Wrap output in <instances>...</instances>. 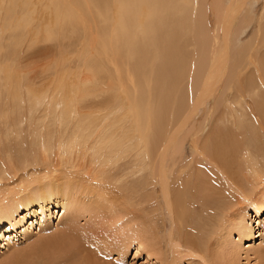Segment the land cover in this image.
<instances>
[{
    "label": "bare ground",
    "instance_id": "1",
    "mask_svg": "<svg viewBox=\"0 0 264 264\" xmlns=\"http://www.w3.org/2000/svg\"><path fill=\"white\" fill-rule=\"evenodd\" d=\"M235 1L47 0L50 20L43 26L30 0H0V149L16 151L21 144L35 161L33 148L46 153L56 148L64 155L55 153L51 162L45 154L42 169L31 175L26 170L34 182L21 179L18 185L12 171L0 172V239L6 250L29 237L34 227L29 219L36 214H43L41 226L47 224L45 210L59 209L65 224L59 235L44 233L39 245L32 243L4 264H122L133 243L160 264H179L184 253L207 264H240V239L263 236L248 218L251 208L264 213V61L259 66L254 59L264 48L259 39L264 11L252 10L240 27V16L260 0H243L239 8ZM142 4L150 9L143 24ZM208 11L217 33L213 29V40L206 41V53L201 34ZM252 23L253 47L237 37ZM38 39L48 45L40 47ZM74 44L82 61L77 70L65 67L72 94L62 88L39 96L37 87L49 78L39 75L54 73V79L63 70L58 68L71 66ZM194 44L198 49L190 52ZM45 54L49 60L41 61ZM22 57L32 61L22 66ZM231 74L239 83L234 94L239 103L229 99L231 84L206 114L204 122L211 118L215 126L209 131L193 125L202 140L194 139V158L188 161L186 127L202 108L207 111L217 84ZM252 74L256 84L247 86ZM249 97L255 104H248ZM98 103L114 106L100 113ZM87 151L90 166L70 163L69 155ZM82 218L89 222L81 224ZM235 233L237 242L231 241ZM256 249L264 254V248Z\"/></svg>",
    "mask_w": 264,
    "mask_h": 264
},
{
    "label": "rangeland",
    "instance_id": "2",
    "mask_svg": "<svg viewBox=\"0 0 264 264\" xmlns=\"http://www.w3.org/2000/svg\"><path fill=\"white\" fill-rule=\"evenodd\" d=\"M30 1H31L30 7L33 10V15L35 16V19L36 20H39V22L41 24H43V26H45L49 22V20H50V14H49L50 9H49V6L47 4V0H30ZM208 1L211 2V0H208ZM242 1L243 0H236L235 1V4L238 3V8H239V4H241ZM262 3H263V0H260V2H259L260 5L257 4L254 8L248 9V10H246V11L243 12V14L240 16V23H241L240 27H242L243 20L248 15H250V13H251L252 10L255 11V14H257V13L260 14V15L262 14V11H264V9H261L262 8L261 6L263 5ZM208 7H209V5H208ZM149 12H150V9L147 6V4H142L141 7H140V13L141 14H140V17H139V21L141 22V24H143L145 22V20H147L148 13ZM207 14L208 15L206 16L207 17L206 18V24L203 23L204 26L206 25L205 33H202L201 34L202 35V39H204V48H205L204 50L206 51V53L209 51V48H210V45H208L206 41L207 40H211V41L213 40V38L211 36L213 29H215V31L217 33V28H216L217 21H216V18L214 16V14L211 11H208ZM237 26L238 27L235 28L236 31H238V29H239V24H237ZM43 31L45 32V30H43ZM256 31H257L256 24L255 23H252L249 26V28H247V31L244 34L239 35L237 37L239 38V41H242V44H248V45H251L253 47V45L255 44ZM40 34H41V32L39 33V35ZM190 38H192V37H189V38H185L184 37L183 41L191 40ZM196 38H197V34H196L195 39ZM259 39L264 40V30H262V36ZM36 41H38V45L40 47H46L48 45V42H45L44 40L38 39ZM262 45L263 44H261L260 46H262ZM62 47L64 49V52H67L68 48L66 46H64V45ZM65 48H66V50H65ZM188 49H189L190 52H193L195 49H198V44L189 45L188 46ZM70 50L73 52L72 65L70 66V63H67L64 67L58 68V70H60V69L63 68V70H60L59 71V76H56L54 79H51L53 77V74L54 73H51L50 74L49 72H47V73L46 72H43L42 74L39 75L41 78H45V75L49 76V78H47V79H42L41 86L37 87L38 88L37 90H38V95L39 96H41L40 94H42V93H43L42 95H44L45 93H48V92H52V94L55 93V92L56 93L57 92H60V90L62 88L64 90L66 88L72 94L73 91H72L71 88L73 87L74 83L71 81L72 80L71 79L72 76L69 74V72H68L69 70L66 69L65 67H72V70L74 68L77 70V66L81 64L82 58L79 56V53L77 52V46L75 44L70 47ZM54 52H55V50H53L52 54H54ZM5 54H6V50H5ZM70 54H72V53H70ZM48 55L49 54H45V55L40 56V60L41 61H44L45 58ZM232 55H233V58L236 59L237 61L241 57V56H239L240 55V52L239 51H237V52L235 51L234 54H232ZM261 58H263V61H264V48L263 47H262V50L260 51V53L254 58L257 61V63H258L259 66H260V60H261ZM26 59L27 58L22 57V60H23V65L22 66L28 65L32 61V60L31 61L28 60L26 62ZM47 60H49V57L45 61H47ZM14 68H17V67H14ZM254 68L255 67L252 65L251 68H249L245 73L248 74V75L251 74V72H252V70ZM17 70H19V69H17ZM58 70L56 72H58ZM234 74H236V72ZM22 75H23L22 72L18 73L16 75V79L18 80L19 76H22ZM232 76H233V74H231V76L230 75L229 76L226 75L225 78L223 77V79H221V81L216 86V87H218V89L216 88L217 90H216L215 94L212 95V98H210V99H208L206 101V103H207V109L206 110L207 111H204L205 109L202 108L201 111H199V113L197 114V117L195 118V121L191 123L192 125L190 124V125H188L186 127V134H185V136H187V140L185 142V146H184V149L185 150H184V152L189 157L188 161H190L191 159L194 158V153H195V150H196L195 149V144H194V143H196V141L194 139L197 138V137H200V141L202 140V137L200 136V135H202L201 132H199L197 128L194 129L193 128V125L195 124V127H198V128H200V125L205 126V127H207V130L209 129V131H210V129H212L215 126L214 123L211 122L212 121L211 118L209 119V121H208V118H207V121L204 122L205 117H206V114H207V116H209L210 113L212 112V107L215 104H216L215 106H218L220 104V102L222 100V97L224 98V94L227 93V92L225 93L224 90L226 89V91H227V88L229 86H231V84H232L233 87L231 88V94L229 96V99L232 100V101H234L235 103H239L238 100H234V94H236V88L235 87L239 83L238 84L235 83L234 76L233 77ZM226 77H228L227 78L228 81L225 80ZM229 78H232L234 80V81L233 80H230V85L228 84L229 83ZM26 80L28 82H30L29 79H26ZM231 81H233L235 84L232 83ZM47 84H48V87H46ZM255 84H256L255 83V77H254V74H252V76L250 77V81H248V83L246 85L247 86H253ZM62 85L64 87H61ZM245 90H247V89H245ZM61 92L62 93H65L64 91H61ZM220 94H221L222 97H220ZM104 97H106V96H104ZM99 98L101 99L102 96H100ZM248 104H255L254 100L251 97L248 98ZM113 106L114 105H112L111 107H107V104L106 103L99 104L98 110H99L100 113H103V112L107 111L108 109L112 108ZM117 107L120 110V113H118V115L120 116L121 115V112L123 111V108L125 107V104L124 103H121ZM236 107H240V105L239 104H236ZM210 110H211V112H210ZM76 113L77 114L88 115V117L91 116V113L88 112V111H82V112L76 111ZM86 113H89V114H86ZM13 118L15 119L16 116H13ZM213 119H214V115H213ZM219 119L221 121L225 120L222 115H220ZM201 121H203V123H201ZM227 127H229V125H227ZM204 134H203V137L205 136ZM30 142H31V144L34 143L32 141H30ZM16 147H15L16 148V151H10L8 149H7V151H5L4 148H6V146L5 145H2V147L0 149V170H1L0 172L9 173V172L12 171V175H13V178L12 179L14 181H17V179H18V185H21V184H19L21 182V179H24V180H27V181H29L30 179H32V182H34V178H32V176L31 177H28L26 175V170L28 172H30V175H31L32 172L38 171V169H42L45 162L42 163V161H40L39 159L43 155L47 154V157H46L45 160L51 161V162L53 161V158H54V154L55 153L56 154H61L60 157L61 156L64 157V155H62L63 152L61 150L56 149V148H51L50 150H48L52 154H50V152H47L46 153L43 150V148H40V150H35L33 148V152H34L33 156H35L36 159H37L35 161L32 158V156L26 157L27 156V149H25L24 146L21 147V144H19V146H16ZM36 147H37V145L35 144V148ZM52 149H54V150H52ZM67 150H68V148H67ZM67 150H64V151H67ZM59 151H61V152H59ZM87 153H89V154H87ZM85 154H84V156H81L80 157V155L78 153H72L71 155H69V157L71 159L70 163L73 162L75 164L76 162L77 163L83 162V163H86V164H84L85 165L84 168L90 166V165H87V164H89L91 162L90 161L91 160V156H90L91 154H90L89 151H87ZM72 155H77V156H72ZM9 157H11V158H9ZM89 157H90V159H89ZM85 158H86L87 161L85 160ZM11 162H13V163H11ZM14 163H15V165L17 167H15ZM5 165H6V167H5ZM4 168H6V169L4 170ZM23 169L25 170L24 172L22 171ZM32 170H34V171H32ZM24 186H26V185H24ZM160 194H161V190H160ZM147 206H148V204H147ZM58 210L59 209H52L49 212L47 210L44 211L45 215L47 216V222H46L47 224H45L43 226L40 225V221H41L40 217L43 214H41V213L40 214H36L34 217H32V219H29V221H31V222L34 220V227L31 230H29V234H28L29 237H27V239H23V237L18 238L17 239V242H15L9 250H6L4 248V242H5V240H3V238H1L0 239V264H4L5 262H7V260H9V258H11L14 255V253H17L20 250L24 251V249H26L24 251V252H26V251H29L31 247H33V244L35 245V243H36V245L37 244L39 245V242H41L43 240V237L42 236L43 235L46 236L47 233L49 234L50 232L51 233L53 232V234H54V232H55V235H59L58 232H60L62 230V228H63V226L65 224L64 223H60L61 222L60 221V219H61L60 214H62V213L61 212L58 213L57 212ZM20 215H21V217H23L24 216V213H21ZM250 215L251 216L248 218V221L251 224L252 230L253 231H256V232L259 231V233L261 232L263 234V236L262 237L260 236L258 239H254L252 242H249L247 239H240V241H242L241 243L239 241V243H240V249L242 248V257H241V260H240V264H264V257H263L264 254L257 252L258 249H256V248H264V213H262L259 216L257 214V212L255 211V209L254 208H251L250 209ZM94 216L96 217V215H93L92 217L95 218ZM19 218L20 217L18 215L17 221H18ZM80 222H81V224L85 223V225H86V223H88L89 220H88V222H86V219L82 218ZM168 222L169 223L171 222L170 217L168 218ZM97 223H96L97 227H99L100 224H103L99 220H98ZM24 225H26V227L28 226V219H27L26 222H24ZM88 225H90V223ZM94 225H95V222L91 226H94ZM170 228H168V230H167V232L165 234L170 233ZM18 230H22V228L21 227L20 228L18 227ZM58 230H60V231H58ZM109 232H111V236H113V235L116 234V233H112L113 230L111 229V227L109 229ZM163 232H165V231H161L160 234L163 235L162 234ZM41 233H43V234H41ZM44 233H46V234H44ZM113 237L114 238L115 237L117 238L116 235L113 236ZM4 238H7V236H5ZM238 239H239V236H237V233H235L233 235V238L231 239V241L233 240V242H237ZM28 246H30V248ZM27 247H28V249H27ZM165 248H167L166 245H165ZM255 254H257V257L255 256ZM117 256L118 255H116V252H114L113 255L111 256L112 260H116ZM125 256H126V259L123 260L122 264H160L158 262V260L157 261L156 260H153L150 256H148L144 252H138L137 251V245L135 243H133V245H131V247L127 250V253H126ZM178 260H180V261H178L179 264H207V263L204 262V260H202L199 257V255L195 256V254L192 255V254L184 253L183 256H182V258L181 259H178Z\"/></svg>",
    "mask_w": 264,
    "mask_h": 264
}]
</instances>
